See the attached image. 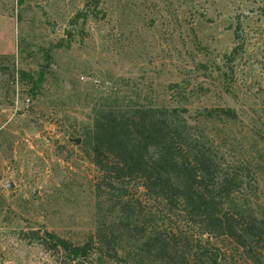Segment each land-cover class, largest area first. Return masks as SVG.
Returning a JSON list of instances; mask_svg holds the SVG:
<instances>
[{
    "label": "rangeland",
    "instance_id": "rangeland-1",
    "mask_svg": "<svg viewBox=\"0 0 264 264\" xmlns=\"http://www.w3.org/2000/svg\"><path fill=\"white\" fill-rule=\"evenodd\" d=\"M98 2L0 0V264H73L30 231L82 246L109 222L87 140L106 110H186L195 134L221 146L224 165L246 175L256 161L245 190L264 205V0ZM19 71L45 73L36 98ZM207 109L238 120L213 123ZM171 225L178 243L200 242L196 229ZM215 245L219 264H264L230 241Z\"/></svg>",
    "mask_w": 264,
    "mask_h": 264
},
{
    "label": "trees",
    "instance_id": "trees-1",
    "mask_svg": "<svg viewBox=\"0 0 264 264\" xmlns=\"http://www.w3.org/2000/svg\"><path fill=\"white\" fill-rule=\"evenodd\" d=\"M98 4L94 0L95 8ZM7 57L0 56V68ZM18 78L36 98L45 73L19 71ZM185 112L143 106L97 113L87 140L100 174L96 198L107 206L109 222L82 246L47 231H30L31 240L73 264L93 255L97 264H219L220 240L254 262L263 261L264 205L245 190L247 177L257 181L256 161L247 162L246 175L224 165L221 146L197 136ZM205 116L213 123L238 120L230 109H207ZM173 219L187 231L197 230L196 247L187 238L178 243L182 231L172 227ZM126 250L129 260L120 255Z\"/></svg>",
    "mask_w": 264,
    "mask_h": 264
},
{
    "label": "water",
    "instance_id": "water-1",
    "mask_svg": "<svg viewBox=\"0 0 264 264\" xmlns=\"http://www.w3.org/2000/svg\"><path fill=\"white\" fill-rule=\"evenodd\" d=\"M12 187L11 186H8V189H11Z\"/></svg>",
    "mask_w": 264,
    "mask_h": 264
}]
</instances>
